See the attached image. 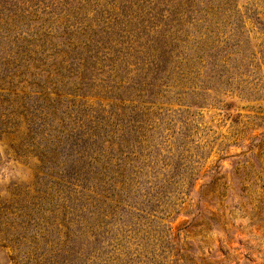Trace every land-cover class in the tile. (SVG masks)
<instances>
[{"label":"rangeland","instance_id":"rangeland-1","mask_svg":"<svg viewBox=\"0 0 264 264\" xmlns=\"http://www.w3.org/2000/svg\"><path fill=\"white\" fill-rule=\"evenodd\" d=\"M0 264H264V0H0Z\"/></svg>","mask_w":264,"mask_h":264}]
</instances>
